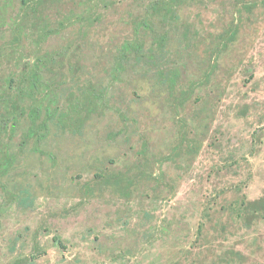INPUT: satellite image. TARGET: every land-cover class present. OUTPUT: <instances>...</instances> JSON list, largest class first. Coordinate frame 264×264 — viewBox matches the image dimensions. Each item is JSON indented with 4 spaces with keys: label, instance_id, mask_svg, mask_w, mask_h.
<instances>
[{
    "label": "rangeland",
    "instance_id": "374dc122",
    "mask_svg": "<svg viewBox=\"0 0 264 264\" xmlns=\"http://www.w3.org/2000/svg\"><path fill=\"white\" fill-rule=\"evenodd\" d=\"M0 264H264V0H0Z\"/></svg>",
    "mask_w": 264,
    "mask_h": 264
}]
</instances>
